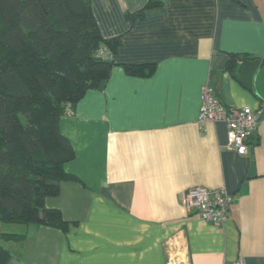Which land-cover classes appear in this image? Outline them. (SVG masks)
I'll use <instances>...</instances> for the list:
<instances>
[{
	"label": "crops",
	"instance_id": "0c3cea01",
	"mask_svg": "<svg viewBox=\"0 0 264 264\" xmlns=\"http://www.w3.org/2000/svg\"><path fill=\"white\" fill-rule=\"evenodd\" d=\"M148 1L90 0L121 45L109 80L61 118L75 179L46 206L65 230L7 224L0 239L25 235L3 242L9 264H264V0H162L128 18ZM232 55L249 60L229 70ZM206 85L263 111L247 155L229 150L224 122L199 124ZM197 186L231 194L223 227L182 204Z\"/></svg>",
	"mask_w": 264,
	"mask_h": 264
},
{
	"label": "trees",
	"instance_id": "16d2710c",
	"mask_svg": "<svg viewBox=\"0 0 264 264\" xmlns=\"http://www.w3.org/2000/svg\"><path fill=\"white\" fill-rule=\"evenodd\" d=\"M162 4L149 0L128 18ZM120 45L102 36L90 0H0V223L65 230L61 213L46 206L63 181L75 179L65 170L75 151L61 118L109 80ZM246 60L232 55L227 68ZM133 68L146 75L154 69L127 66ZM24 239L2 234L0 264L12 258L3 242Z\"/></svg>",
	"mask_w": 264,
	"mask_h": 264
},
{
	"label": "built area",
	"instance_id": "2783aa9c",
	"mask_svg": "<svg viewBox=\"0 0 264 264\" xmlns=\"http://www.w3.org/2000/svg\"><path fill=\"white\" fill-rule=\"evenodd\" d=\"M105 55L107 58L112 56L108 53ZM201 100L199 124L203 127L210 122H224L227 127L229 150L238 155H247L263 111L250 107H226L216 96L214 88L209 85L202 88ZM181 201L186 209H195L202 219L223 227L228 220L232 196L225 188L212 191L207 187L197 186L184 192ZM232 264L246 263L240 259Z\"/></svg>",
	"mask_w": 264,
	"mask_h": 264
},
{
	"label": "rangeland",
	"instance_id": "374dc122",
	"mask_svg": "<svg viewBox=\"0 0 264 264\" xmlns=\"http://www.w3.org/2000/svg\"><path fill=\"white\" fill-rule=\"evenodd\" d=\"M7 226H8L7 224L0 223V233L6 232L7 230L12 229V227H7Z\"/></svg>",
	"mask_w": 264,
	"mask_h": 264
}]
</instances>
